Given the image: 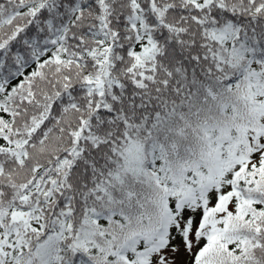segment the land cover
Segmentation results:
<instances>
[{"label": "snow or ice", "instance_id": "obj_1", "mask_svg": "<svg viewBox=\"0 0 264 264\" xmlns=\"http://www.w3.org/2000/svg\"><path fill=\"white\" fill-rule=\"evenodd\" d=\"M0 264H264V0H0Z\"/></svg>", "mask_w": 264, "mask_h": 264}]
</instances>
